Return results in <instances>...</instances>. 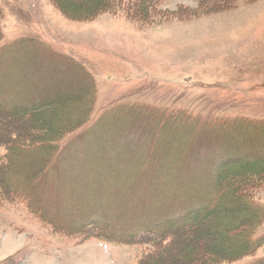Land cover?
Segmentation results:
<instances>
[{"label":"rangeland","instance_id":"rangeland-1","mask_svg":"<svg viewBox=\"0 0 264 264\" xmlns=\"http://www.w3.org/2000/svg\"><path fill=\"white\" fill-rule=\"evenodd\" d=\"M0 9V111L75 100L55 151L0 168L14 185L0 264H142L156 246L128 240L213 200L223 162L264 157V0H162L145 27L122 13L72 21L49 0ZM20 122L0 139L53 138ZM254 195L264 205V184ZM228 264H264V246Z\"/></svg>","mask_w":264,"mask_h":264},{"label":"trees","instance_id":"trees-1","mask_svg":"<svg viewBox=\"0 0 264 264\" xmlns=\"http://www.w3.org/2000/svg\"><path fill=\"white\" fill-rule=\"evenodd\" d=\"M161 1L49 0L56 10L72 21H92L103 15L122 13L143 27L155 23ZM2 14L0 9V19ZM73 99L57 98L29 105L6 102L10 106H6L7 110L0 111V132H7L10 121L21 120L26 132L41 127L52 134L50 137L53 138L47 139V142H34L32 139L18 141V137L13 138L16 135L0 139L1 175L15 166L18 154L29 153L37 148L53 152L59 147L58 142L66 136L64 133L75 131L70 124L72 118L69 119L64 113L65 108L75 105ZM1 114H5L7 118L4 125ZM25 116L27 119L24 120ZM72 117L75 118L74 115ZM58 122L63 123L66 128L61 125L62 128L56 129ZM3 148L7 151L6 156L1 155ZM40 169L42 168L38 169L39 175L45 172L44 168ZM263 184L264 157L255 160L237 157L223 162L218 168L213 200L199 208L190 209L181 216L164 219L161 223L146 228L142 236L128 240L127 243L135 245L138 241H146L156 246V251L144 258L142 264H175L172 253L183 254L180 248L185 242L186 246L191 245L190 250L176 264H228L252 257L264 246V234H261L264 227V205L254 195V190L260 189ZM12 186L11 179L0 183V201L10 196Z\"/></svg>","mask_w":264,"mask_h":264}]
</instances>
